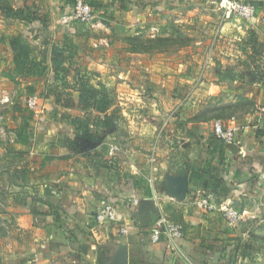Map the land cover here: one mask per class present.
I'll return each mask as SVG.
<instances>
[{"label":"crops","instance_id":"obj_1","mask_svg":"<svg viewBox=\"0 0 264 264\" xmlns=\"http://www.w3.org/2000/svg\"><path fill=\"white\" fill-rule=\"evenodd\" d=\"M100 1L111 6L107 0ZM135 1L128 4V9ZM203 1L208 4L206 10L214 11L220 2ZM241 1L256 7L255 17L245 23L250 33L239 32L238 28L233 31L229 38H238L233 40L237 44L220 52L224 60L218 63L215 79L203 78L196 86L199 95L192 94L185 103L194 105L196 102L191 100L195 99L203 104H228L232 115L222 112L198 116L196 111L189 118L188 110L178 104L181 114L164 118L160 114L162 101L178 103L176 96L166 94L154 101V116L136 119L127 117L114 100L109 111L121 118L120 125L115 131L100 127L93 130V121L103 114L80 108L71 72L66 89L59 83L55 85L61 93L57 105L51 94L43 102L48 110L42 114L38 109L26 113L19 108L11 113L10 145L0 144V264H110L121 245L127 247L129 264H264V0ZM163 3L157 0L156 10L163 8ZM113 5L122 12L119 4ZM8 7L34 11L45 25L6 17ZM71 10L67 0H0V66L6 60L4 72L8 74L12 68L8 38L17 37L28 45L35 60L45 58L43 76L19 79H25V97L44 94L50 88L52 46H60L65 36L73 41V30L70 32L68 25ZM94 14L91 26L105 27L102 22H94ZM234 20L236 27L242 24ZM223 26H218L222 34ZM259 41L262 44L256 46ZM75 44L78 49L72 65L85 72L101 67L91 56L81 53L83 45ZM189 52L185 57L191 55ZM164 65L158 66L159 75ZM177 66L187 69L188 64ZM35 72L42 73L41 69ZM6 74L3 80L8 81ZM180 85L185 93L192 91L187 80ZM17 90H13V97ZM241 101L256 109L236 114ZM75 119L90 120L89 133L95 139L76 130ZM216 121L236 129L235 144L225 145L214 138L212 124ZM20 129L28 134L26 144L18 143ZM116 144L121 152L113 166L106 160L110 147ZM152 145H157L156 150ZM192 172L209 186L218 185L217 190H200V184L189 181ZM167 175L187 176L191 189L217 194L220 206L236 201L237 209L248 218L230 227L218 212L197 206V198L205 196L189 193L183 202L168 198L163 192ZM143 200H150L155 210L182 225L184 234L178 251L165 240L150 242L151 225L147 221L154 214L145 216L140 211ZM105 205L115 207L116 219L97 226L94 216ZM121 227L127 228V235L120 234Z\"/></svg>","mask_w":264,"mask_h":264},{"label":"rangeland","instance_id":"obj_2","mask_svg":"<svg viewBox=\"0 0 264 264\" xmlns=\"http://www.w3.org/2000/svg\"><path fill=\"white\" fill-rule=\"evenodd\" d=\"M163 1V8L160 9L159 7V10L155 8L157 0H138L137 2L135 1L136 3L132 5L131 9L119 12L113 5L117 3L116 0H107L106 2L111 4L107 10V15L102 17V15L97 13L94 21L102 22L105 27L79 24L70 20L68 25L71 28L70 32L73 30V33H71L73 42L83 45L81 48L83 50H80L81 53L91 56L94 59L93 61H96V65L101 66L100 68L96 67L91 72H86L90 84L97 88L98 84L103 85L110 94L114 95L116 105L123 108L126 111V116L130 118L136 119L143 115L154 116V101L160 95L164 96L166 94L169 97H172V94L176 96L178 103L171 101V99L163 100V104L162 102L160 103L162 104L160 114L164 118H168L169 115H180L181 111L178 112L177 110L178 104H180L182 109L186 108L188 110L189 118H192L191 116L197 113H199L198 116L202 114H205V116H216L222 112L226 116L232 115L231 107L228 104H203L195 99L191 100L196 102L194 105L186 106L185 103L190 100L189 98L192 94L193 97H196V94L197 96L199 95L196 86H200L203 78L206 77L204 80L215 79L218 63L224 60L220 52H227V49L231 50L237 44H234L233 40L238 38H232L233 40L229 38V36L233 37V31L237 32L240 30L239 32L247 35L250 33L245 24L247 21L223 14L220 9L221 0L216 11L214 9L206 10L205 7L208 4L203 0ZM69 12L71 14V11ZM234 18L241 20L242 24L236 27L237 21ZM222 19H228L229 22H224ZM220 23L225 24L223 26V34L220 33V28L218 27ZM218 28L220 37L216 35L218 34ZM175 29L180 31L182 35L175 34ZM134 35H139L143 39L172 36L176 42L166 47L159 48L158 46L150 49L148 53H130L128 51L129 47L124 40L127 36ZM217 37L221 39L218 40ZM106 42L108 46H105ZM260 44H262L260 41L255 43L256 46H260ZM232 45L234 46L232 47ZM187 51H191L189 52L191 55L185 57ZM131 54L137 55L132 56ZM5 61L3 60V65L0 66V144L2 146L10 145V137L12 136L10 132L12 129L9 128L8 118H10L11 113L16 108H19L18 111L20 112H32L25 107L24 103L26 98L29 97H25L27 95L24 88L26 83L23 82L25 79L21 82H12L10 79L8 81L3 80L6 74L4 71L7 69ZM229 62H232V60H229ZM161 63L165 64V68L161 71L162 74L159 75L157 69ZM177 63L188 64L187 69H182V67L177 66ZM209 65H211L210 68ZM77 68L75 65H71V74H76ZM166 71L167 73L164 74ZM186 80L192 87V91L189 92L187 90V93H185L183 85H180ZM172 81L177 83V85H173ZM160 84H163L161 89L158 88ZM149 87H151L150 90H148ZM13 90H17L15 97H13ZM51 94L49 89L44 91V94H32L38 95L41 100L38 113L42 114L48 110V104L45 105L43 102L46 96ZM51 96L54 98V95ZM237 104L238 111L236 114L242 113V110L245 109L247 111H250L251 108L256 109L255 105L249 106L242 101ZM139 111L143 112L140 113ZM144 111H146L145 114ZM196 111L198 112L196 113ZM120 120L121 118H118V122ZM93 130H95V127ZM89 135L91 136L92 134L89 133ZM156 147L157 145H152L153 150H156ZM120 152L118 144L112 145L107 154L106 162L115 166ZM150 159L153 160L152 155ZM172 199L177 200L175 198ZM197 199L200 200L202 198L198 197ZM224 205L232 206V204ZM111 206L115 209L113 205ZM159 212L164 214L163 211L156 210L154 215L147 221L151 225V229ZM147 215H150V213L145 214V216ZM245 216V218H248V215ZM166 242L172 244L178 251L179 241H173L174 243Z\"/></svg>","mask_w":264,"mask_h":264},{"label":"trees","instance_id":"obj_3","mask_svg":"<svg viewBox=\"0 0 264 264\" xmlns=\"http://www.w3.org/2000/svg\"><path fill=\"white\" fill-rule=\"evenodd\" d=\"M76 1L77 0H67L70 9L73 8ZM84 1H86L91 6L93 14L99 13V15H102V17L107 15L108 6L104 5L102 1ZM131 1L132 0H116L117 4H119L120 11L128 10V4H130ZM4 14L6 15V17H13L21 21H25L26 23L39 22L40 24L45 25L42 16L38 15L34 11H30L29 9L13 10L8 7ZM174 31L175 34L182 35L181 32L177 29H175ZM124 42L128 45V51L130 53H148L150 49L157 48L158 46L160 48L172 45L176 42V40L172 36H158L154 38L143 39L139 35H134L127 36ZM6 43L8 44L9 49L11 51L12 65V68L7 74V77L12 82H19L20 78L27 76L36 77L39 75H44V69L46 68L44 65V57L41 60H35V58L31 56V54L33 53L31 48L26 44H22L19 38L17 37H13L10 39L8 38ZM77 49L78 46L73 41H70L69 39L67 40L66 36L62 37L60 46H52V77L50 80L49 92L54 95L56 105L60 100L61 93L57 92L55 85L59 83L62 89H66L68 87V82L66 78L70 74V66L72 65L71 61L77 55ZM38 69H41V74L35 72ZM73 75L75 77L76 87L79 91L80 108L83 111H93L96 113L103 114V117L98 116L93 121V127H100L102 129L104 128L115 131L117 129L116 127H118L119 122L117 114L114 111H109V109L114 105V98L110 95L109 91L101 84H98V88L93 84H90V80L89 77L86 76V72L80 71L78 68L76 70V74ZM89 121L90 120L82 121L75 119L73 120V123L76 130L83 131L84 136L86 138L95 139V136L89 135ZM27 139L28 134H25V131L23 129H20V131L18 132V143L26 144ZM198 175V173L192 172L190 174L189 181H192L196 185L200 184V187H198L200 190L205 191L207 189H211V192H215L217 190L218 185L215 184L214 186H209V184L203 182L201 180V177ZM225 193H227V190L225 191ZM189 195L193 197H198V195L201 196L197 193H190Z\"/></svg>","mask_w":264,"mask_h":264},{"label":"built area","instance_id":"obj_4","mask_svg":"<svg viewBox=\"0 0 264 264\" xmlns=\"http://www.w3.org/2000/svg\"><path fill=\"white\" fill-rule=\"evenodd\" d=\"M220 9L223 14L227 16H233L240 18L244 21H250L256 15V7L253 4L244 3L241 0H221ZM69 20L76 21L79 24L90 25L94 20V15L91 6L84 0H77L74 4ZM41 100L38 95H31L25 100V107L32 112L37 111ZM262 118L264 119V108L261 111ZM214 137L225 145H233L236 143L235 132L233 127H224L219 121L213 124ZM197 202V206L205 209L208 212H218L225 223L233 227L239 222L243 221L246 217L237 208L231 205H221L216 208L208 199L201 197ZM116 219V211L111 205L102 206L94 216V220L97 226H103L110 221ZM120 234L125 236L128 234V230L125 227H121ZM183 238V228L177 222L169 220L163 213H157L154 220V224L150 233V242L153 244L159 243L161 240L168 242L180 241Z\"/></svg>","mask_w":264,"mask_h":264},{"label":"water","instance_id":"obj_5","mask_svg":"<svg viewBox=\"0 0 264 264\" xmlns=\"http://www.w3.org/2000/svg\"><path fill=\"white\" fill-rule=\"evenodd\" d=\"M166 186L163 190L164 194L170 198H175L179 202L185 200L189 193H198L204 198L208 199L216 208H219L218 195L210 192H195V190L189 187L188 177L185 175L181 176H165ZM232 206L238 208V203L236 201L232 202ZM140 210L144 214L156 212L155 205L150 200H143L140 206ZM110 264H129L128 250L125 245L118 247L116 255L111 260Z\"/></svg>","mask_w":264,"mask_h":264}]
</instances>
